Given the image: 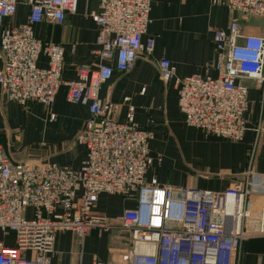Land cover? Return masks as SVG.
Masks as SVG:
<instances>
[{
	"label": "built area",
	"instance_id": "built-area-1",
	"mask_svg": "<svg viewBox=\"0 0 264 264\" xmlns=\"http://www.w3.org/2000/svg\"><path fill=\"white\" fill-rule=\"evenodd\" d=\"M99 1L100 11L90 17L99 27L97 54L102 63L96 70L79 66L77 79L65 81L63 47L44 43L35 27L45 20L62 25L68 14L77 12L78 0H27L30 13L20 27H5L16 15L19 0H0L2 95L22 106L51 107L65 86L66 101L90 113L77 137L87 151L78 170L56 163H13L0 145V233L14 232L17 246L11 249L0 239V264H52L59 232L71 231L84 239L93 229L107 230L105 216L94 212L104 193L137 201L136 209L122 218L123 229L132 235L125 264H221L222 254L227 255L223 264H236L234 255L244 240L251 233L264 235V175L250 167L243 181L221 193L163 186L155 177L147 180L154 162L153 133L139 127L131 105L126 121L119 122L120 105L104 102L100 89L115 71L128 73L139 57L153 55L155 40L143 41L151 22V0ZM212 5L264 18V0H212ZM214 41V75L208 68L205 76L180 79L166 58L158 68L165 83L175 81L187 126L241 142L248 131L249 108V89L241 81L264 84V32L245 35L232 21L227 31L215 32ZM41 56L47 57V68L38 66ZM255 148L253 144V152ZM173 251L178 252L176 259L168 255ZM27 252L30 259L21 255Z\"/></svg>",
	"mask_w": 264,
	"mask_h": 264
},
{
	"label": "crops",
	"instance_id": "crops-1",
	"mask_svg": "<svg viewBox=\"0 0 264 264\" xmlns=\"http://www.w3.org/2000/svg\"><path fill=\"white\" fill-rule=\"evenodd\" d=\"M27 3V0H19L16 15L5 22V27H20L27 22L30 13ZM98 11L99 0H78L77 12L68 14L62 25L45 20L35 27L36 36L44 43L63 47L62 77L65 81L77 79L79 66L96 70L102 63L97 54L99 27L90 17L91 12ZM150 21L143 41L155 40L153 55L139 57L128 73L115 71L100 89L104 102L120 105L119 122L126 121L131 105L135 107L139 127L153 133L150 155L154 162L147 180L155 177L163 186L221 193L243 181L250 167L264 175V84L260 85L256 79L241 81L249 89V108L245 116L248 131L243 141L228 144L229 140L208 136L200 129L187 126L178 107L175 81L165 83L158 68V62L166 58L176 67L180 79L205 76L208 68L214 75L217 63L215 32L227 31L231 22L237 21L243 34L262 35L264 18L213 6L212 0H151ZM38 66L47 68V57L41 56ZM67 92L68 88L63 86L51 107L38 103L22 106L4 97L0 88V145L13 163H56L74 170L82 167L87 151L77 137L90 113L87 107L68 103ZM126 98H130L129 103L124 102ZM52 114L56 116L54 121L50 118ZM18 129H25V142L17 136ZM174 141L181 150L185 142L206 146L209 153L217 155L215 166L224 165L225 169L217 173L169 172L167 175L163 171L162 155L155 153ZM200 180L206 182L204 188L196 184ZM136 207L135 198L100 194L94 212L105 216L109 228L93 229L84 239L71 231L59 232L51 255L52 264H125L123 256L130 250L132 235L123 229L122 218L126 211ZM253 213L257 215V207L253 208ZM26 214L31 216L33 210L27 209ZM25 256L32 257L30 252ZM234 260L236 264H264V235L251 233L236 251Z\"/></svg>",
	"mask_w": 264,
	"mask_h": 264
},
{
	"label": "rangeland",
	"instance_id": "rangeland-1",
	"mask_svg": "<svg viewBox=\"0 0 264 264\" xmlns=\"http://www.w3.org/2000/svg\"><path fill=\"white\" fill-rule=\"evenodd\" d=\"M25 129H18L17 136L20 139H24L22 142H25L27 139V133H24ZM172 138V137H171ZM172 140H176L172 138ZM19 142V143H22ZM231 143H236L233 141H228ZM33 142L29 143L33 147ZM156 156L162 155L163 159V171L168 175L171 173H181L184 174H195V172H222L221 169H225L224 165L215 166L217 155L216 153H209L208 148L205 146H192L190 143H184L183 150L180 149V146L176 141L169 146H166L163 149H159ZM201 188L206 186V182L204 180H200L196 182ZM32 218V215L28 217ZM9 234L5 236L3 233H0V239L6 242L7 247L11 249H16L17 246L15 244V233L12 231L8 232ZM21 255H25V253H21Z\"/></svg>",
	"mask_w": 264,
	"mask_h": 264
},
{
	"label": "trees",
	"instance_id": "trees-1",
	"mask_svg": "<svg viewBox=\"0 0 264 264\" xmlns=\"http://www.w3.org/2000/svg\"><path fill=\"white\" fill-rule=\"evenodd\" d=\"M168 255H170L172 259H176L178 257V252L173 251L172 253H169ZM226 260H227V255L222 254L221 264H223V262H225ZM165 264H166V262H165Z\"/></svg>",
	"mask_w": 264,
	"mask_h": 264
}]
</instances>
